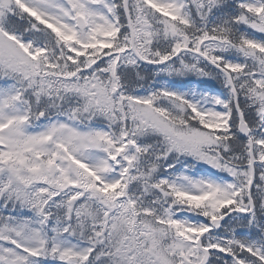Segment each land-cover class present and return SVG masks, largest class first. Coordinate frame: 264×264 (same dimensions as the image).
I'll list each match as a JSON object with an SVG mask.
<instances>
[{
    "label": "snow or ice",
    "instance_id": "snow-or-ice-1",
    "mask_svg": "<svg viewBox=\"0 0 264 264\" xmlns=\"http://www.w3.org/2000/svg\"><path fill=\"white\" fill-rule=\"evenodd\" d=\"M0 80V264H264V0H0Z\"/></svg>",
    "mask_w": 264,
    "mask_h": 264
},
{
    "label": "rangeland",
    "instance_id": "rangeland-1",
    "mask_svg": "<svg viewBox=\"0 0 264 264\" xmlns=\"http://www.w3.org/2000/svg\"><path fill=\"white\" fill-rule=\"evenodd\" d=\"M2 83H3V81H2V80H0V84H2ZM198 167H204V166L200 165V166H198Z\"/></svg>",
    "mask_w": 264,
    "mask_h": 264
},
{
    "label": "trees",
    "instance_id": "trees-1",
    "mask_svg": "<svg viewBox=\"0 0 264 264\" xmlns=\"http://www.w3.org/2000/svg\"><path fill=\"white\" fill-rule=\"evenodd\" d=\"M209 87H213V88H215V87H218V86H215V85H211V84H210Z\"/></svg>",
    "mask_w": 264,
    "mask_h": 264
}]
</instances>
